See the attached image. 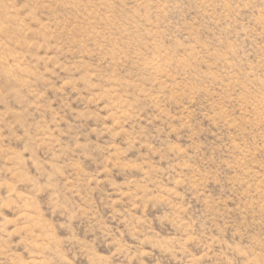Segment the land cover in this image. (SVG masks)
I'll use <instances>...</instances> for the list:
<instances>
[{"label": "rangeland", "instance_id": "1", "mask_svg": "<svg viewBox=\"0 0 264 264\" xmlns=\"http://www.w3.org/2000/svg\"><path fill=\"white\" fill-rule=\"evenodd\" d=\"M0 264H264V0H0Z\"/></svg>", "mask_w": 264, "mask_h": 264}]
</instances>
